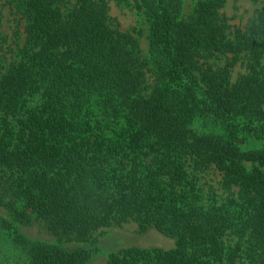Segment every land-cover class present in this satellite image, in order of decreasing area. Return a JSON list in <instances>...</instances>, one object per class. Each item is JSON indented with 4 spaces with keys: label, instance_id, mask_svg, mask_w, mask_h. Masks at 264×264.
I'll list each match as a JSON object with an SVG mask.
<instances>
[{
    "label": "trees",
    "instance_id": "1",
    "mask_svg": "<svg viewBox=\"0 0 264 264\" xmlns=\"http://www.w3.org/2000/svg\"><path fill=\"white\" fill-rule=\"evenodd\" d=\"M13 1L24 39L0 71V264H90L94 234L128 222L175 247L105 264H264V0L244 25L227 0L186 16L183 0H130L145 53L107 0ZM208 170L220 202L202 192ZM34 220L55 243L20 232Z\"/></svg>",
    "mask_w": 264,
    "mask_h": 264
},
{
    "label": "rangeland",
    "instance_id": "2",
    "mask_svg": "<svg viewBox=\"0 0 264 264\" xmlns=\"http://www.w3.org/2000/svg\"><path fill=\"white\" fill-rule=\"evenodd\" d=\"M196 1L183 0L182 14L184 16L191 12ZM262 1L227 0L222 12L230 19V24L244 25L249 18L255 15L254 12L261 7ZM107 4L110 17L118 23L121 31L135 30L141 34L139 44L141 50L145 53L148 47L146 40L147 24L138 14L136 8L133 6V2L130 0L126 2L107 0ZM14 6L13 0L12 2L10 0H0V71L11 60L24 39V19ZM211 62L223 66L225 60L220 58L218 60H211ZM245 73V67L239 63L232 68L231 80L236 81L239 76ZM199 184L202 187L203 194L205 196L213 195L217 202L223 200L227 195L221 186V177L217 171L208 170L204 174H200ZM0 215L10 218L8 210L2 205H0ZM20 232L31 240L50 244L56 242V238L48 233L44 229L43 224L38 220H34L29 226H20ZM94 237L101 248V252L90 264H105L110 253L130 247H155L165 250L175 247L174 239L166 237L154 228H150L146 232H139L138 226L134 222L100 229L94 234ZM64 245L68 247L74 246L69 243ZM14 264H22V260L17 257Z\"/></svg>",
    "mask_w": 264,
    "mask_h": 264
}]
</instances>
